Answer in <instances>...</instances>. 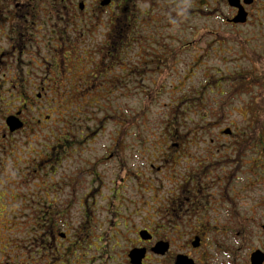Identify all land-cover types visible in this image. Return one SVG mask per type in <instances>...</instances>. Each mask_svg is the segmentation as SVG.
Returning a JSON list of instances; mask_svg holds the SVG:
<instances>
[{"label": "flooded vegetation", "instance_id": "flooded-vegetation-1", "mask_svg": "<svg viewBox=\"0 0 264 264\" xmlns=\"http://www.w3.org/2000/svg\"><path fill=\"white\" fill-rule=\"evenodd\" d=\"M239 4L0 0V264H264V109L192 120Z\"/></svg>", "mask_w": 264, "mask_h": 264}, {"label": "rangeland", "instance_id": "rangeland-1", "mask_svg": "<svg viewBox=\"0 0 264 264\" xmlns=\"http://www.w3.org/2000/svg\"><path fill=\"white\" fill-rule=\"evenodd\" d=\"M222 9L224 8L222 7ZM262 21L264 20L254 16L252 18V25L232 27L215 17L209 18V30L214 31L217 34H213L214 32H209V34L205 35L209 40V46H213V48H206L203 54H201L199 51L197 52L202 56V66L200 71L198 70V73L195 74L196 81H194V83L192 82L190 85L193 89L202 86V82H205L204 79L201 78L202 74H200V72H202V70L205 72L208 71L209 76L214 77L227 76V74H232V72L241 71L243 72V77L241 80L242 83L245 82L244 85L246 87V91L244 88L242 92L233 94L231 87L234 85L233 82L236 85V80L232 78L229 79V81L228 77H224V79H222L224 83H221L220 86V89H222V94L218 93V91H215L213 93L207 92V94L205 93V95H203L204 100L201 107V110H203L202 113L206 111L208 112L209 108L220 107L222 104L223 108L250 109L252 101L255 100V98L258 100L264 95V42L260 40V38H256L254 39V42L246 43L245 45L247 48L244 49L245 56H241L240 53L242 52L241 50L243 48L242 44L232 39V42L227 41L229 39L228 35L234 34L236 32L241 33L242 36L253 35L255 33L253 30L264 32V22L262 23ZM199 25L201 26L200 22H198V26ZM220 36L224 37L222 38ZM217 41L218 43L222 42V45H231V51L229 53L217 52V45H219ZM199 44L201 46H205V42L203 41H201ZM257 56L259 58H256ZM187 84L188 83L183 82L185 90ZM205 101L207 102L205 103ZM257 102L260 103V101ZM236 118L240 119V117ZM209 119L213 121L214 118H209V116L201 118L200 116L192 117V120L198 125L196 128H194V130L197 132V139L199 141L209 140ZM181 120H183L182 123H185V125H190L187 117L182 116ZM206 123H208V128L204 127Z\"/></svg>", "mask_w": 264, "mask_h": 264}, {"label": "trees", "instance_id": "trees-1", "mask_svg": "<svg viewBox=\"0 0 264 264\" xmlns=\"http://www.w3.org/2000/svg\"><path fill=\"white\" fill-rule=\"evenodd\" d=\"M239 26H241V25H239ZM229 36V39L227 40L228 42H232L231 41V39L232 40H234V41H237L238 43H240V44H242V46H243V48H242V52H241V56H245V51H244V49L245 48H247L246 47V43H248V41H247V39H249L250 38V36H242L241 35V33H234V34H229L228 35ZM220 37H224V36H220ZM226 37V36H225ZM217 43H218V41H217ZM219 45H217V52H226V51H228L229 50V48L230 47H232L231 45H222V42H219L218 43ZM263 48H264V45H263ZM232 49V48H231ZM229 52H230V50H229ZM229 52H227V53H229ZM256 58H259L258 56L256 57ZM202 66V65H201ZM236 73H237V71L235 72V75H236ZM231 75V76H233V79H235L236 80V85H235V83L233 82V84L235 85H233L232 87H231V89H232V93L233 94H238L239 92H242L243 90H244V88H245V91H246V87H245V85H244V83H242V77H243V75H242V73H241V75L239 76V75ZM224 77H228V80L230 79V76H228V74H227V76H222V77H214V76H210L209 77V79H207L206 80V83H203L202 84V86H200V87H197V90H195V91H193L192 92V96H193V99L195 100V103H196V106H197V109H198V113H202L203 112V110H201V107H202V102H203V95H205V93L207 94V92L209 93V88H212V90L215 92V91H218V93H220V94H222V89H220V86H221V83H224L223 82V80L222 79H224ZM222 81H221V80ZM230 81V80H229ZM208 89V90H207ZM264 96V95H263ZM263 96H261V98H259L258 100H256V98H255V100H253L252 101V104H251V108L250 109H264V97ZM263 97V98H262ZM205 98V97H204ZM205 100H206V98H205ZM257 101H260V103L259 102H257ZM207 101H205V103H206ZM223 105V104H222ZM222 105H220V107L219 108H223L222 107ZM225 106V105H224ZM168 109H169V107H168ZM171 115H173V116H176V117H174V118H172L171 117ZM177 115H179L178 113H173V112H171V113H169V114H167V116H166V118L167 119H169V120H167L166 122L168 123L169 121H170V124H172V127H171V129H173V128H176L177 126H175V125H177L178 123H177V119L178 120H180V117H181V115L180 116H177ZM197 116H200V118L201 117H207V116H205L204 115V113H202V114H198ZM183 117H186V116H183ZM188 118V117H187ZM182 119V118H181ZM189 119V118H188ZM172 120V121H171ZM183 121V120H182ZM181 121V122H182ZM196 123V122H195ZM175 126V127H174ZM198 126V125H197ZM208 126V123H206L205 125H204V127L205 128H208L207 127Z\"/></svg>", "mask_w": 264, "mask_h": 264}, {"label": "water", "instance_id": "water-1", "mask_svg": "<svg viewBox=\"0 0 264 264\" xmlns=\"http://www.w3.org/2000/svg\"><path fill=\"white\" fill-rule=\"evenodd\" d=\"M230 6L237 8V13L229 21L233 23H244L246 21V12L242 5L239 4V0H227ZM252 0H244L245 4L251 3Z\"/></svg>", "mask_w": 264, "mask_h": 264}]
</instances>
